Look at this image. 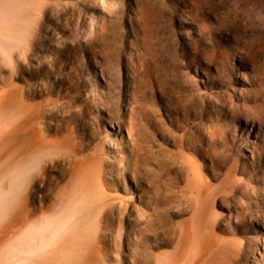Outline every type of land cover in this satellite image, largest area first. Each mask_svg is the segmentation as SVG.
<instances>
[{"label": "rangeland", "instance_id": "374dc122", "mask_svg": "<svg viewBox=\"0 0 264 264\" xmlns=\"http://www.w3.org/2000/svg\"><path fill=\"white\" fill-rule=\"evenodd\" d=\"M17 22L24 54L0 65V88L22 92L13 123L26 132L14 140L0 124V264H142L131 248L150 264H264V0H0V25ZM31 131L46 141L30 153L39 166L15 154ZM28 179L31 207L48 216L60 185L84 190L73 229L96 228L91 245L107 254L80 260V235L47 260H11L9 186L23 199ZM93 198L107 218L87 214ZM146 226L186 231L132 244Z\"/></svg>", "mask_w": 264, "mask_h": 264}, {"label": "bare ground", "instance_id": "6f19581e", "mask_svg": "<svg viewBox=\"0 0 264 264\" xmlns=\"http://www.w3.org/2000/svg\"><path fill=\"white\" fill-rule=\"evenodd\" d=\"M1 22H3V21H1ZM20 24H21L20 22H17L15 24H9V25H4V26L0 25V65L4 64L5 62H7V63L11 62V61L15 62L19 57L23 56V54H24V48H25L26 40L22 36H20V34L19 35H14V32H13V30H17L20 27ZM166 61H167V59H166ZM0 68H1V66H0ZM8 68H11V67H8ZM14 75H15V73H14ZM14 75H11V77L13 78ZM1 78L2 77H0V79ZM2 81L3 80H1V82ZM21 98H22V92H20V90L16 86H14V84L13 85L12 84H7L6 86H3V87L0 88V124L5 121L4 122L5 124L3 123L4 126L6 128L9 127V130L6 131V135L11 137V138H14V140H16L17 138L21 139V137H23L25 135V133H24L25 127L24 126L26 125V123H24L23 120H20V119H18L19 120L18 122L14 121V123H13V117L16 116L14 112L20 113L19 111L24 109V108H22V109H20V108L21 107H25V106H23L24 103H23ZM9 101H11V104H12V107H11L10 111L8 110V102ZM16 121H17V119H16ZM0 130H2V128H0ZM33 131H31L32 133L30 132V135L32 136L31 140L29 142H27L26 145L24 144V147L22 146V150H19L18 152L16 151V149H19L20 146H18L19 148H16V149L13 150V151H16L15 154L16 153L19 154L20 152L26 154L27 151H30L29 154L27 153L28 156H27V154H26V156H24L25 160L30 161L29 165L31 163L34 164L35 162L39 161L38 158H41L39 153L34 154V155H30V153H32V150L34 149V151L38 152L39 151L38 149H40V148L42 149L43 146L46 145V141L42 140L41 137H39V136H35L36 134L34 135ZM27 135H29V134H27ZM27 138L29 139V137H27ZM17 142H20V140L19 141L17 140ZM40 152H41V150H40ZM35 155H37V156L35 157ZM20 156H19V159L21 158ZM41 156H43V155H41ZM16 157H18V156H16ZM22 158H23V156H22ZM11 162H13V161L11 160ZM39 162H41V160ZM39 162H37L34 166H36ZM73 163L75 165V163H76L75 160L73 161ZM29 165H28V167H30ZM96 165H98V164H96ZM37 166H39V165H37ZM94 166H95V164H94ZM95 167L97 168V169L94 168V170L96 169L95 172H97L95 174L98 177L99 176V172L101 171L100 165L95 166ZM74 172H76V170H74L73 173ZM76 173H78V175H79V172H76ZM90 174H92V173H90ZM90 174L87 173V175H83V176H87V179H89V178H93L94 179L96 177V175L94 173L93 174L95 175V177H93L94 175L90 176ZM31 175L33 177V174H31ZM88 175H89V177H88ZM72 176H74V175L71 174V176L68 179L69 182L67 180L68 183H70V182L72 183L71 179L74 178ZM27 178H25V179H27ZM77 178H79V177H77V175H76V177L74 179L77 180ZM81 178L82 179L84 178L87 181L86 177H81ZM94 180H96V179H94ZM31 183H32L31 180L28 179V182L26 181V185L27 186L25 185V186L22 187V188H25V190L23 189L25 191V193H24L25 195L23 196V199H19L18 198V196H20L19 195V188L21 187V185L18 182L11 183L10 186H9L10 187V196H9V199H10V205L9 206H10V208L8 207V209H9L10 213L9 214L7 213L9 215V217L6 218L8 220L6 228L3 226L2 229L4 231L6 230V232L8 231L11 234V236L15 237L14 241H13V246H12L13 252L10 255L11 256L10 257L11 260L12 259L13 260H47L46 256L49 253L53 252V250H50L51 246L54 243H56L57 241H62L63 244H65L69 240V237H71V236L72 237L73 236L74 237L75 236L79 237L80 235H82V237H83L84 235H86L85 232L87 231V229H85L86 231L84 230L85 232L82 230V231H80V233H76L77 230L73 229V227L75 225H80V224H79V221L73 222V220H72L73 216L76 215L77 212H79V210L81 208V207H74V202H75L74 198L75 197H81V198L84 197L86 195V194L84 195V192H85L84 190H83L84 192L82 190L80 192H78L74 188V192L75 193H73V189H72V186H71L72 184L68 185V183L67 184L63 183V185H60V186L58 185L59 187H58L57 194H56L57 203L55 202L57 204V207H55L56 213L54 215H49V216L45 215V210H47V209L41 210V205H39L40 207H37L36 213L39 212V213H43V214L36 215L35 211L31 207V195L27 191L28 190L27 187L28 186L30 187ZM107 183L108 184L110 183L108 181V179H104L102 181V183L98 184V188L100 189V187L102 185H106ZM18 200H22V202H23V200H25V201L23 202V204L20 205V202H18ZM92 200H91L92 203H97L98 205L96 204V205H93V206H89V212H87V214H89V216L91 217V215L95 216V213L98 216L100 215L98 213H102L103 214L102 218H103V216L105 217L106 213H108V209H106L104 207H107L108 205H106V203L105 204L102 203L101 199H99V198H97V199L93 198ZM102 204H104V205H102ZM188 206H189V204H188ZM19 208H21L20 211H19ZM186 210H187V206L186 207H182V208L178 209L177 211H175V210L174 211H170V215L176 216L178 214L184 213V211H186ZM168 213L169 212H167V215H169ZM97 215H96V218L98 219ZM109 215H110V213H109ZM162 216H164V215L162 214ZM105 218H107V216ZM110 219H111V217H110ZM108 223H109V221H108ZM108 223H106V225ZM146 223H149V222H146ZM154 223H155V221H154ZM163 224H162V226H163ZM151 226H153V223H152ZM150 228L148 226H146L143 229H139L140 231L137 234V238L135 239V241L132 242V244L140 246L141 244L145 245V244L153 241L154 244H151V246H158V245H161V244H168L169 245V244L173 243V241L176 239L175 237L176 236L178 237V234L180 235V233H181V231L180 232L178 231L179 232L178 234H176V233L173 234L172 232H170L172 234H170L169 232L163 234L161 232L162 233V235H161L162 237H158L159 233L158 232L157 233L153 232L154 230H152V232L154 234H150L149 233V231H151ZM88 229H89V235H88L89 236V244H88L89 246H87V247L89 248V251H88V249L85 250V252H87L88 254L87 253L86 254L85 253L84 254L81 253L82 250L78 254L79 256L81 254L80 258H82V259H80V260H84V261L87 260V262H89L91 260H95L94 256H98V255L92 256L91 255L92 253H95V254L97 252L101 253L100 255L102 257H103V255L107 254V252L104 251V248L100 249V248H97L99 246H95L97 243L95 242L94 238L96 239V241H98L99 236H100V235H98L99 233L96 231L97 229L94 228V227L92 229L91 228H88ZM93 229H96V230H93ZM184 231H186V230L185 229L182 230L183 234H184ZM0 233H2V232H0ZM182 233L180 235L181 237H183ZM87 234H88V232H87ZM154 236H156V237H154ZM177 239H176V241H177ZM144 240H146L148 242L145 243L146 241L144 242ZM177 243H178V241H177ZM182 243H183V241H182ZM91 244H95V245H91ZM138 244H140V245H138ZM258 246H261L260 242L258 243ZM78 247H81L80 249H84L82 245H79ZM100 247H102V246H100ZM182 247H183V245H182ZM143 248H144V246H143ZM179 249H181V248H179ZM178 252H180V254H181L182 251H178ZM178 252H177V254H178ZM196 252H197V255L199 254L201 256L199 251H196ZM129 256L132 258V260H138V262H142V264H150L151 263L150 260H152V258H154L153 256L151 257V255L149 254L148 251H146V248H145V251L142 250V252H141V250L139 251V250H137L135 248H131V250L129 252ZM158 258H159V256H158ZM100 259L103 260L104 258H100ZM162 260H165L164 257H163Z\"/></svg>", "mask_w": 264, "mask_h": 264}, {"label": "clouds", "instance_id": "9594fccd", "mask_svg": "<svg viewBox=\"0 0 264 264\" xmlns=\"http://www.w3.org/2000/svg\"><path fill=\"white\" fill-rule=\"evenodd\" d=\"M12 107L11 101L8 102V110L10 111Z\"/></svg>", "mask_w": 264, "mask_h": 264}]
</instances>
